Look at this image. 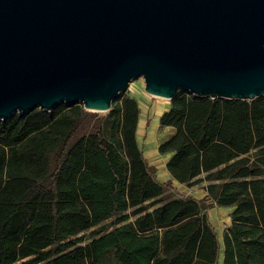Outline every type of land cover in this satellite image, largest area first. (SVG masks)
<instances>
[{"label":"trees","instance_id":"obj_1","mask_svg":"<svg viewBox=\"0 0 264 264\" xmlns=\"http://www.w3.org/2000/svg\"><path fill=\"white\" fill-rule=\"evenodd\" d=\"M169 102L157 151L201 198L157 180L125 91L104 113L59 103L0 120V264H216L214 206L231 208L222 264H264V96Z\"/></svg>","mask_w":264,"mask_h":264},{"label":"water","instance_id":"obj_2","mask_svg":"<svg viewBox=\"0 0 264 264\" xmlns=\"http://www.w3.org/2000/svg\"><path fill=\"white\" fill-rule=\"evenodd\" d=\"M148 95L264 96V0H0V120Z\"/></svg>","mask_w":264,"mask_h":264},{"label":"crops","instance_id":"obj_3","mask_svg":"<svg viewBox=\"0 0 264 264\" xmlns=\"http://www.w3.org/2000/svg\"><path fill=\"white\" fill-rule=\"evenodd\" d=\"M130 91L131 92L129 95L136 99V101L138 103L139 111H140L138 121H137V129H136L137 139H138V135L142 134L141 133L142 132L141 130H143L142 126L147 122V118H149L148 117V110H150V109L152 111L151 112V114H152L151 122L152 123L150 125L152 131L154 132L155 129H159L163 133H166V135L164 137L159 138V139H157V137L153 135L154 138L151 137L150 139H148V144H149L148 148L143 149L144 157L147 159V161L151 165H153L156 168L155 174H156L157 180L160 182H167L170 180L172 182L173 187L177 188L179 191L181 190L180 193L185 192L184 191V189H185V190H188L187 192H185L186 195H190V196H193L195 198L203 197L206 194L205 190L203 188L200 190L202 193H200L197 190L191 191L188 189V186L182 185V184L178 183L177 181L173 180L165 168V162H166V160L170 154L161 155L157 151V146H158L159 141H161L162 139H166L174 131L173 128L170 126H159L158 125V117L160 116V114L163 111H165L169 108V100L163 99V100H165V102L157 101L154 104V106H152L151 101H152V98H154V97L145 93L143 90L142 84H140L139 82L133 83L132 86H130ZM217 207L223 208L220 206H217ZM224 208H226V207H224ZM228 209H230V211H231V208H228ZM225 217L228 219L229 215H227V213H226ZM229 222H230V218H229ZM220 253H219V255H220ZM216 264H222V256L221 257L218 256Z\"/></svg>","mask_w":264,"mask_h":264},{"label":"rangeland","instance_id":"obj_4","mask_svg":"<svg viewBox=\"0 0 264 264\" xmlns=\"http://www.w3.org/2000/svg\"><path fill=\"white\" fill-rule=\"evenodd\" d=\"M136 82H139L140 84H142L143 86V83H142V79L141 78H136L134 80H132L130 82V84L128 85L127 87V90H125V93L127 95L130 94V86H132L133 83H136ZM159 101V102H165V100L161 99V98H157V97H154L152 98V101H151V105L154 106V104ZM170 104V102H169ZM151 109L148 110V117L147 118V122L142 126V129L141 130L142 134L138 135V143L139 145L141 146L142 150L143 149H147L149 144H148V139H150L151 137L154 138V136L157 137V139L159 138H162L166 135V133H163L161 130L159 129H155V131L153 132L150 125H151V119H152V114H151ZM150 129V130H149ZM149 131V132H148ZM152 134V135H151ZM154 135V136H153ZM201 178H203V176H201ZM202 185V182L201 183H197V184H194L192 186H189L188 189L193 191V190H197L199 191L200 193H202L200 190L202 189L201 187ZM174 189L180 193V191L174 187ZM181 189V188H180ZM185 192H187L188 190H185ZM185 192H183L185 194ZM229 212H230V209L228 208H218L217 206H214V207H211L209 210H208V219L209 221L211 222V224L213 225L215 231L217 232V235H218V240L220 242V247H221V253L219 255V257L222 256V249H223V242H222V238H223V232L225 230V227L226 225L229 223V218L227 219L225 217L226 213L227 215H229ZM109 220H106L105 222H108ZM89 234V230L86 231L84 233V237L88 236ZM86 241H88V239H86ZM99 264H114L113 262V258H112V255L108 254L104 257V259H102V261L99 263Z\"/></svg>","mask_w":264,"mask_h":264}]
</instances>
